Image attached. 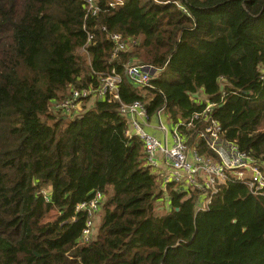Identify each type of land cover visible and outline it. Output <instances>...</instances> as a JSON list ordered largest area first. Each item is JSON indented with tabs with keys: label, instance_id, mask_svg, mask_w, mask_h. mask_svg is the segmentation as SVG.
Masks as SVG:
<instances>
[{
	"label": "trees",
	"instance_id": "trees-1",
	"mask_svg": "<svg viewBox=\"0 0 264 264\" xmlns=\"http://www.w3.org/2000/svg\"><path fill=\"white\" fill-rule=\"evenodd\" d=\"M95 1L85 17L84 0H0V264H264V196L228 181L197 210L199 192L162 184L125 135L118 103L53 108L133 60L153 67L151 87L124 76L123 102L146 101L151 122L163 108L170 126L212 103L222 136L264 167V0ZM110 33L130 44L115 59ZM203 120L181 130L214 156ZM94 191L84 240L75 206Z\"/></svg>",
	"mask_w": 264,
	"mask_h": 264
},
{
	"label": "built area",
	"instance_id": "built-area-1",
	"mask_svg": "<svg viewBox=\"0 0 264 264\" xmlns=\"http://www.w3.org/2000/svg\"><path fill=\"white\" fill-rule=\"evenodd\" d=\"M113 1L112 5L122 2ZM84 4L85 17L97 14L95 0H84ZM102 28L105 29L104 26ZM109 38L113 41L110 54L112 59L129 50L130 44L121 34L110 33ZM92 40L93 34L87 32L86 42L81 47L84 52ZM123 67V73L114 67L102 73L97 88H71L68 96L53 103V108L71 114L74 110L78 111L81 101L88 97L118 103V112L127 121L125 135L129 138L137 137L142 142L147 163L159 175L162 184L176 183L185 190L199 192L197 210L206 209L212 197L228 181L245 185L251 194L264 196V167L249 153L241 150L236 142L222 136L220 125L209 116L212 103L207 104L202 111L194 112L188 120L169 125L170 129L164 119L163 108L156 111V120L151 122L146 101L136 99L123 102L119 88L124 76L135 86L151 87L149 73L153 67L133 60L125 62ZM200 120L207 124L203 129L195 131V137L201 139L214 156L201 153L197 142L189 144L187 134L181 130L182 127L191 129L194 123ZM154 131L159 132L161 137H157ZM43 194L46 192L43 191ZM103 198L104 194L101 191H94L91 199L75 206V211L87 212L82 232L84 240L94 233L97 212Z\"/></svg>",
	"mask_w": 264,
	"mask_h": 264
},
{
	"label": "rangeland",
	"instance_id": "rangeland-1",
	"mask_svg": "<svg viewBox=\"0 0 264 264\" xmlns=\"http://www.w3.org/2000/svg\"><path fill=\"white\" fill-rule=\"evenodd\" d=\"M78 51V54L81 55V56H85V52L82 50V48H79L77 49ZM168 128L170 129V126L168 124ZM55 211H51L47 216H46V219H50V218H53V216L55 215Z\"/></svg>",
	"mask_w": 264,
	"mask_h": 264
},
{
	"label": "crops",
	"instance_id": "crops-1",
	"mask_svg": "<svg viewBox=\"0 0 264 264\" xmlns=\"http://www.w3.org/2000/svg\"><path fill=\"white\" fill-rule=\"evenodd\" d=\"M154 134L157 136V137H161V134L159 133V132H157V131H154Z\"/></svg>",
	"mask_w": 264,
	"mask_h": 264
},
{
	"label": "water",
	"instance_id": "water-1",
	"mask_svg": "<svg viewBox=\"0 0 264 264\" xmlns=\"http://www.w3.org/2000/svg\"><path fill=\"white\" fill-rule=\"evenodd\" d=\"M223 86H220V90H222Z\"/></svg>",
	"mask_w": 264,
	"mask_h": 264
}]
</instances>
